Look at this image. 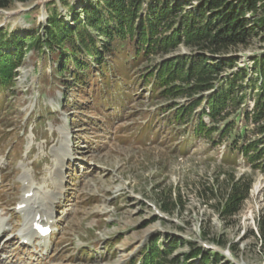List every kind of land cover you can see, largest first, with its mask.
Here are the masks:
<instances>
[{
  "label": "rangeland",
  "instance_id": "374dc122",
  "mask_svg": "<svg viewBox=\"0 0 264 264\" xmlns=\"http://www.w3.org/2000/svg\"><path fill=\"white\" fill-rule=\"evenodd\" d=\"M75 2L16 0L0 9V29L19 31L21 38L20 55L14 48L1 52L15 61L21 56L13 83L0 86V211L4 218L11 214L15 233L23 224L15 206L29 185L22 179L25 171L48 195L62 181L61 193L49 202L57 226L48 253L40 252V242L23 247L17 238L0 245V264H130L155 240L159 251L168 252V263L184 264L188 242H194L221 253L230 264H264L258 227L264 213V157L253 166L238 153L241 141L264 137L250 119L259 91L249 86L243 98L239 92L212 134L195 138L192 129L206 100L181 121L176 110L216 88L193 98L150 95L153 76L143 78L149 64L129 62L131 54L124 50L107 58L109 67L104 63L100 71L90 63L81 79L72 63L70 71L59 72L60 48L44 41L38 47L36 41L45 38L53 14L70 22L68 10ZM195 4L187 2L186 8ZM191 51L179 43L150 60L156 64ZM263 52L264 38L251 37L233 51L239 59L231 71L246 66L248 76L256 78L252 59ZM241 82L248 84L247 78ZM167 104L172 108L162 111ZM246 110L250 121L242 117ZM228 121L234 130L222 135ZM60 126H67L71 140L61 178L56 170L64 143ZM237 135L241 141L232 145ZM230 180H239V190L248 191L229 215L218 207L230 193Z\"/></svg>",
  "mask_w": 264,
  "mask_h": 264
},
{
  "label": "trees",
  "instance_id": "16d2710c",
  "mask_svg": "<svg viewBox=\"0 0 264 264\" xmlns=\"http://www.w3.org/2000/svg\"><path fill=\"white\" fill-rule=\"evenodd\" d=\"M14 1L0 0V9L9 8ZM145 1H148L147 7ZM187 2L196 4L187 9ZM68 12L70 22L59 14L49 17L45 38L36 41L38 47L44 41L51 48H60L57 64L59 72L70 71L68 65L72 63L75 76L81 79L79 74H84L85 69L90 68V63L95 62L100 71L107 58L115 57L116 52L124 50L128 55L131 54L129 62L142 60L149 64L143 78L145 82L153 76L150 90L152 95L160 92L164 97L188 95L193 98L198 93L216 88L215 92L191 99L189 104L180 105L176 110L175 117L180 116L181 121L183 116L191 114L196 106L206 100L192 129L195 138H201L205 133L212 134L217 122L229 115V101L234 100L239 92L243 98L249 86H254L259 91V98L250 119L259 129L258 135H264V52L252 59L251 72L258 74L256 78L248 76L246 66L231 71L239 59V55L232 54L233 51L247 45L253 36L264 38V0H77L69 6ZM100 38L103 39L102 43H98ZM20 40L19 31L6 34L0 29V54L14 48L20 55ZM68 43L71 45L65 48ZM179 43H184L192 50L189 55H178L156 64L150 60L153 56L174 50ZM8 55H0L2 87L13 83L14 69L21 59L19 56L15 61V58ZM246 78L248 84H238L239 80ZM77 80L75 83L79 82ZM170 108L172 105L167 104L161 109L165 111ZM250 115L246 110L242 117L250 121ZM205 116L210 118V123L204 120ZM232 130L231 122L228 121L222 135ZM239 137L235 136L232 145L241 141ZM263 139L241 141L239 155L241 153L249 163L256 166L258 160L264 157ZM232 149L233 146H229L227 155ZM230 182V193L220 200L218 207L222 213L229 215L238 209V201L248 191V187L239 190V180ZM258 227L264 240V213ZM156 242L151 243L147 251L137 258L138 264L174 263L167 262L168 252L159 251ZM188 243L190 250L183 255L184 264H230L221 253L194 242ZM222 259L225 261L222 262Z\"/></svg>",
  "mask_w": 264,
  "mask_h": 264
},
{
  "label": "bare ground",
  "instance_id": "6f19581e",
  "mask_svg": "<svg viewBox=\"0 0 264 264\" xmlns=\"http://www.w3.org/2000/svg\"><path fill=\"white\" fill-rule=\"evenodd\" d=\"M66 128H62L61 132L63 133V141L66 139V135H68V132L65 130ZM69 142L66 139V142L62 143L61 146H64V149L62 152L59 153L61 162L67 159L69 157V152L67 151L66 145ZM67 153V154H66ZM22 179L25 180L26 182H29V185L27 187V190L23 193L22 196V202L27 204L26 207L23 208V211L25 212L24 216V226L22 228V235L24 239L30 238V241L32 239L33 231L31 226L27 227V222L28 221H34L35 217L40 214L42 218H46L47 220H51L53 218V210L52 208L47 204L45 201V197L47 196L46 191L43 190L41 187L35 188V183L34 179L31 177L28 171H25V173L22 175ZM33 188V189H32ZM33 191V196L32 197H27L26 194L29 193L30 191ZM47 198V197H46ZM34 214V215H32ZM253 218V213L249 212L246 215L247 220H251ZM1 221V219H0ZM2 223L0 224V231L2 230V227L6 225L4 221H1ZM46 250V249H45ZM44 251V249H43Z\"/></svg>",
  "mask_w": 264,
  "mask_h": 264
}]
</instances>
